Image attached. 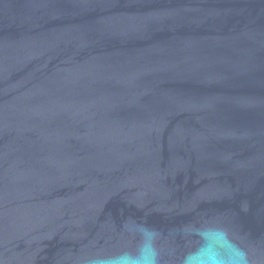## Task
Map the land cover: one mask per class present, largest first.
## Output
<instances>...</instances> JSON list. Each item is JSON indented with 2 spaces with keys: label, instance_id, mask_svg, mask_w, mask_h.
Listing matches in <instances>:
<instances>
[{
  "label": "water",
  "instance_id": "water-1",
  "mask_svg": "<svg viewBox=\"0 0 264 264\" xmlns=\"http://www.w3.org/2000/svg\"><path fill=\"white\" fill-rule=\"evenodd\" d=\"M136 224L160 264L191 228L264 264V0H0V264Z\"/></svg>",
  "mask_w": 264,
  "mask_h": 264
},
{
  "label": "clouds",
  "instance_id": "clouds-1",
  "mask_svg": "<svg viewBox=\"0 0 264 264\" xmlns=\"http://www.w3.org/2000/svg\"><path fill=\"white\" fill-rule=\"evenodd\" d=\"M126 231L136 239L134 247L113 254L90 256L84 264H160L159 233L156 230L136 224L126 226ZM185 232L196 237V244L185 253L180 264H248L247 254L228 239L226 231L217 230L216 236H211L206 229L191 228ZM221 238L227 244L218 247L215 240Z\"/></svg>",
  "mask_w": 264,
  "mask_h": 264
}]
</instances>
